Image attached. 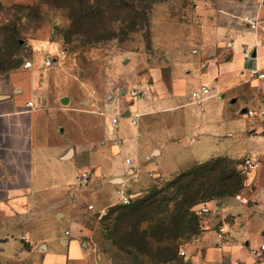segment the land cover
<instances>
[{"label":"crops","instance_id":"crops-1","mask_svg":"<svg viewBox=\"0 0 264 264\" xmlns=\"http://www.w3.org/2000/svg\"><path fill=\"white\" fill-rule=\"evenodd\" d=\"M219 9L236 15L209 19L202 42L194 33L185 47L156 39L167 53L130 64L132 85L106 103L93 100V108L72 97L45 98L31 85L41 70L9 74L0 85V252L22 250L29 264H141L108 228L102 215L110 207L142 199L155 183L198 164L223 157L240 166L252 154L263 166L241 170L239 193L249 204L233 200L206 216L198 256L190 244L185 252L201 264L257 259L251 250L264 240V116L247 110L264 111V79L251 73L264 71V0H223ZM203 86L211 94L197 102L192 94ZM111 115L120 117L116 128Z\"/></svg>","mask_w":264,"mask_h":264},{"label":"rangeland","instance_id":"rangeland-1","mask_svg":"<svg viewBox=\"0 0 264 264\" xmlns=\"http://www.w3.org/2000/svg\"><path fill=\"white\" fill-rule=\"evenodd\" d=\"M222 3L0 0V85L12 72L37 69L42 72L31 78V85L38 86L45 98L72 97L81 107L93 108V100L106 103L132 85L130 64L148 54L167 53L169 47L160 49L156 39L185 47L193 33L194 40L203 41L205 23L219 12L234 17V8L219 9ZM47 57L55 59L52 67L46 66ZM230 165L242 174L237 161L232 160ZM182 173L155 183L131 205L118 203L102 215L115 240L134 252L141 264H201L187 261V255L178 252L192 245L190 254L198 256L206 219L201 211L203 204L221 207L238 201L234 194L188 208L184 201L187 190L170 185ZM188 180L183 178L181 184ZM28 257L22 250L0 252V264H29Z\"/></svg>","mask_w":264,"mask_h":264},{"label":"trees","instance_id":"trees-1","mask_svg":"<svg viewBox=\"0 0 264 264\" xmlns=\"http://www.w3.org/2000/svg\"><path fill=\"white\" fill-rule=\"evenodd\" d=\"M101 20L105 21V17ZM231 162V159L220 157L198 164L184 171L170 185L187 190L184 201L188 208L224 196L236 195L243 189L244 177L231 168ZM183 178L189 179L186 184H181Z\"/></svg>","mask_w":264,"mask_h":264},{"label":"built area","instance_id":"built-area-1","mask_svg":"<svg viewBox=\"0 0 264 264\" xmlns=\"http://www.w3.org/2000/svg\"><path fill=\"white\" fill-rule=\"evenodd\" d=\"M251 27L253 28H256L257 26V23H253V22H249ZM244 58L245 59H249L251 58V51L250 50H244ZM54 58L52 57H47L45 59V64L47 67H52L53 64H54ZM251 73H252V76L253 77H257V78H260V79H264V71L259 68L258 66L254 67L252 70H251ZM139 93V90L137 89H133L131 90V95L132 96H137ZM211 94V89L207 86H203L199 91L197 92H193L192 94V98L195 99V101L197 102H201L203 101L205 98H207L208 96H210ZM28 106L29 107H32L33 106V101H29L28 102ZM247 114L249 116H261L263 117L264 116V111H258V110H252V109H248L247 110ZM136 117V116H135ZM119 122H120V117L119 116H114V115H111V124L114 128L118 127L119 125ZM133 123L136 124L137 123V120L134 119L133 120ZM126 162L128 164L131 163V159L130 158H127L126 159ZM263 164L261 162V160L255 158L252 154H248V155H245L243 158H242V162H241V170L244 174H248V173H251V172H254V171H257V170H260L262 168ZM82 176V182L83 183H86L88 182L89 180V174L88 172H83L81 174ZM235 198L236 200L240 201L242 204H249L250 200L248 197L242 195L241 193H238L235 195ZM123 203L125 205H129L132 203V200L130 199V197H124L123 198ZM91 207V206H90ZM201 211H202V215L203 216H208L210 214H216L220 211V207L219 206H216V207H210V206H207L205 203L203 204L202 208H201ZM202 229H204V226L202 227ZM219 231L222 233L224 232V227H221L219 229ZM252 254L255 255L257 257V259L255 261H253L251 264H264V240H262L259 244L258 247L256 248H253L252 250ZM179 254L181 256H186V252L184 250H180L179 251Z\"/></svg>","mask_w":264,"mask_h":264},{"label":"water","instance_id":"water-1","mask_svg":"<svg viewBox=\"0 0 264 264\" xmlns=\"http://www.w3.org/2000/svg\"><path fill=\"white\" fill-rule=\"evenodd\" d=\"M62 101H63L64 103H68L69 98H68V97H64Z\"/></svg>","mask_w":264,"mask_h":264}]
</instances>
